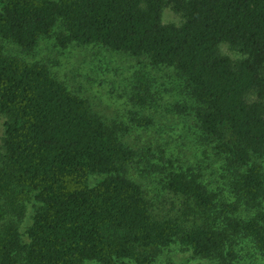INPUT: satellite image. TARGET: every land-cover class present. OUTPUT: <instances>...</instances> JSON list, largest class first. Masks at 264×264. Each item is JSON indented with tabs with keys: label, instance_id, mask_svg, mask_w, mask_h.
Here are the masks:
<instances>
[{
	"label": "trees",
	"instance_id": "1",
	"mask_svg": "<svg viewBox=\"0 0 264 264\" xmlns=\"http://www.w3.org/2000/svg\"><path fill=\"white\" fill-rule=\"evenodd\" d=\"M169 7L182 25L164 23ZM57 27L64 48L97 44L175 68L233 173L236 200L219 201L200 174L173 170L167 188L187 199L191 219H159L128 176L138 152L122 141L125 127L107 123L46 64L0 45V264H154L177 243L227 264L237 239L264 262V169L254 161L264 158V0H0V37L26 51Z\"/></svg>",
	"mask_w": 264,
	"mask_h": 264
},
{
	"label": "rangeland",
	"instance_id": "2",
	"mask_svg": "<svg viewBox=\"0 0 264 264\" xmlns=\"http://www.w3.org/2000/svg\"><path fill=\"white\" fill-rule=\"evenodd\" d=\"M164 23L182 25L184 18L171 7ZM61 27L51 38L40 40L36 49L26 51L0 37V45L8 55L30 63L46 64L53 76L71 91L87 99L94 112L109 123L125 127L120 132L124 143L138 152L136 162L128 168V176L140 183L159 218H176L188 223L184 215L187 199L167 188V176L173 170L198 173L202 181L219 195V201H235L232 192V171L216 144L202 132L193 113L192 101L184 82L173 67H154L149 59L117 52L101 45L71 43L64 48L58 38ZM221 53L241 60L239 52L229 45ZM143 96L144 103L138 101ZM149 119L150 124H142ZM6 118L0 114V148L5 133ZM263 166L264 158L256 157ZM222 207V206H221ZM264 208V201L262 204ZM244 210V208H241ZM29 204L22 222L25 232L34 215ZM248 211V210H247ZM252 213L248 211L246 215ZM236 257L227 264H264L260 254L247 240L237 239L233 245ZM216 260L199 259L180 244L163 249L154 264H216ZM127 264H136L128 261Z\"/></svg>",
	"mask_w": 264,
	"mask_h": 264
}]
</instances>
